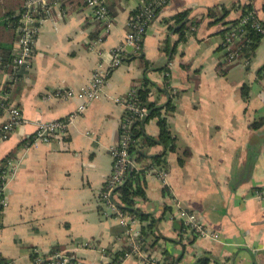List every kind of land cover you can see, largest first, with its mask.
Instances as JSON below:
<instances>
[{"label": "crops", "instance_id": "1", "mask_svg": "<svg viewBox=\"0 0 264 264\" xmlns=\"http://www.w3.org/2000/svg\"><path fill=\"white\" fill-rule=\"evenodd\" d=\"M106 1L111 14L107 31L83 0L51 2L50 15L39 17L32 62L16 85L19 91L11 94L24 122L0 139V167L6 171L1 189L8 200L0 217V260L35 264L36 250L48 257L61 248L67 254L77 250L84 264H111L112 254L127 246L124 228L101 204L125 114L115 98L136 93L147 76L154 86L149 100L165 104L167 95L159 90L165 88L169 69L175 93L169 124L177 147L166 155L168 184L146 174V199L136 201L140 210L160 219L156 232L166 240L158 254L162 257L165 249L176 264H197L206 256L210 264H264V39L249 67L244 60L229 62L224 25L205 17L210 8L220 7L229 11L226 21L237 20L251 5L264 23V0H171L155 15L139 55L125 56L111 72L104 96L89 102L61 143L27 142L41 123L65 119L84 102L55 94L91 86L100 53L107 59L122 44L133 12L148 0ZM185 10L201 24L168 56L165 42L174 45L179 39L170 29L171 19ZM140 55L153 64L147 75ZM238 62H244V69L234 72ZM10 81L0 70V95ZM7 120L8 113L0 109V127ZM262 121L261 127H252ZM144 129L158 138L157 119ZM187 150L190 155L181 163ZM162 151L160 145L146 148L144 163ZM181 209L195 213L219 239L198 235L190 242L192 236L181 230V223L186 225ZM85 243L91 247L80 248ZM121 264L142 262L133 257Z\"/></svg>", "mask_w": 264, "mask_h": 264}, {"label": "built area", "instance_id": "2", "mask_svg": "<svg viewBox=\"0 0 264 264\" xmlns=\"http://www.w3.org/2000/svg\"><path fill=\"white\" fill-rule=\"evenodd\" d=\"M58 0H28L26 3L27 12L22 18V26L20 27L21 37L19 40L20 51L15 59L16 68L29 67L34 55V46L36 38L38 36V20L39 17H46L50 15L51 2L57 3ZM84 3L93 12V19L96 22L103 25L105 31L111 26V18L106 0H83ZM171 0H151L147 4H143L128 21V31L122 44L111 54L107 59L105 54L100 53L102 62L94 73L91 86L88 89L82 88L79 92L74 93L72 90L56 92L55 96L62 98H69L77 96L84 100L79 105L78 109L70 114L65 119H59L55 121L41 123L37 128L34 136H32V144L37 145L39 143H50L57 140L59 143L65 138L70 125L78 118L80 114L86 111L89 102L99 100L104 96V90L108 83L111 72L122 65L125 56H136L142 50L143 38L150 27L151 22L155 17V10L162 8V6L168 4ZM251 23V27L260 34L264 35V23L259 20L253 13H250L241 18L240 26H245ZM234 34L228 35L226 41H224L223 50L225 59L230 62H235L239 59V51L237 50V42L240 39L236 36L233 40ZM99 42L102 39L98 40ZM14 77H11L13 82ZM14 83V82H13ZM11 98V93L4 91L0 95V109H5L8 113V120L0 127V139H7L9 136L24 122V117L21 110L8 103ZM117 103L124 106L125 114L120 126V140L118 145L112 148V157L114 160L113 171L111 176L106 181L101 192V204L104 209L111 212L113 216L118 220L120 225L125 230V237L127 240V246L131 248V252L126 253L124 260L128 258H136L142 262V264H163L162 257L159 256L158 250L144 251L141 248L140 236L141 227H135L134 220L127 213L122 212L119 208V200L117 194H114L115 189L120 186L125 179L127 170L129 167H136L137 164L133 162L128 153V145L131 141L130 128L133 122L138 118H144L148 114L147 108L141 106L137 102L135 91H131L125 98H115ZM150 174L157 175L164 184H168V172L165 169L153 167L150 169ZM0 177L4 179L6 177V171L0 167ZM260 194V193H259ZM0 217L4 210L8 207V200L3 194V187L0 192ZM180 216L186 222V226L190 231H195L199 236L210 237L213 239H219L218 234L209 232L202 224L197 215L191 211L184 209L180 210ZM89 248L90 244L85 243L80 248ZM77 250H71V256L66 252H61L56 255L43 257L39 251L36 250L35 264H73L71 260H75L76 264H84L80 261L76 253Z\"/></svg>", "mask_w": 264, "mask_h": 264}, {"label": "trees", "instance_id": "3", "mask_svg": "<svg viewBox=\"0 0 264 264\" xmlns=\"http://www.w3.org/2000/svg\"><path fill=\"white\" fill-rule=\"evenodd\" d=\"M28 0H0V70L6 72L11 77H14L13 82L10 81L5 87V91L8 93L18 92L19 82L22 79V72L25 67L16 68L15 70V59L18 56V50L16 49V44L19 42L21 37L20 27L22 26V18L24 14L27 12L26 3ZM151 0L145 2V4L149 3ZM168 5V4H166ZM166 5L162 6L165 7ZM109 10V8H108ZM138 10V9H137ZM136 11L133 12L132 16L136 14ZM161 10V7L155 10V15ZM250 13L254 14L252 6L244 8L242 16L237 20L226 21V17L229 14V11L220 8L213 7L210 8L207 15L212 20V23H222L225 27L223 32H225L224 41L228 35L233 36V40H235L236 36H239V40L237 42V50L239 51V59L240 61L244 60L249 67V64L254 57V54L259 47L261 41L264 39V35L257 32L255 29L251 27V23H248L245 26H240L241 18ZM189 10L182 11L181 13L176 14L172 17L171 20L174 21V24L170 26V29L175 34L179 35L178 41L172 45L170 40L165 42V46L163 47L164 52L169 55H174L177 51L178 44L180 42L186 41L189 34H194L196 28L201 24L199 21H193L189 19ZM110 18L111 14L109 12ZM255 16V15H254ZM203 17V19L205 18ZM101 29H98L93 37H98ZM224 47V45H223ZM141 61L142 68L144 70V74L147 75L153 68V64L146 60L143 55L139 56ZM230 62V61H229ZM166 76V85L163 91L167 95V102L163 105H158L155 102H151L149 100V95L154 86L151 85L147 76H144L142 81V86L136 88V98L137 102L147 108L148 114L144 118L136 119L131 128H130V136L131 141L128 145V153L130 159L138 164L136 167H129L124 179V182L118 186L114 194H117L119 200V208L122 212L127 213L131 216L132 219L138 220L141 223V236L139 238L141 243V248L144 251H154L162 248V241L166 240L164 237H161L157 234V225L160 219H157L152 214L144 213L140 210L137 205V199H146V190L144 185V180L146 174L150 172V169L153 167H158L162 169H167V160L166 155L169 152L176 151V138L172 135L169 118L175 111L173 106V97L175 93L171 88L170 83V71L169 69H165ZM262 73H264V67L262 68ZM14 85V86H13ZM14 87V88H13ZM244 93V97L247 99L249 95V90L247 86H244L242 89ZM13 95V94H12ZM8 103H11V98ZM153 119H157V124L159 127V136L158 138H154L148 134H146L144 125ZM263 125V121L260 123H255L252 127L259 128ZM31 142V138L27 140V142ZM155 145H160L163 147V151L161 154L152 157L149 164H145L147 161V156L145 154V150L148 147H152ZM190 152L187 150L182 158H180V162L183 163L184 159L189 157ZM7 160V159H6ZM2 186V179L0 178V192ZM1 199V195H0ZM181 230L184 232H188L192 237V242L197 238L198 234L195 231H190L189 228L183 223H181ZM131 248L126 246L123 250L118 251L112 254V262L111 264H121L125 258L126 253L131 252ZM161 251V250H160ZM63 252L61 248L52 251L51 255H56ZM71 256V254H67ZM162 262L163 264H176V261L172 259L168 252L165 249H162ZM35 258V256L33 257ZM211 259L206 256L199 260L197 264H210ZM8 261L0 260V264H7ZM71 263L76 264L75 260H71Z\"/></svg>", "mask_w": 264, "mask_h": 264}, {"label": "rangeland", "instance_id": "4", "mask_svg": "<svg viewBox=\"0 0 264 264\" xmlns=\"http://www.w3.org/2000/svg\"><path fill=\"white\" fill-rule=\"evenodd\" d=\"M243 63L244 62H238L237 64H235L232 69H234L236 67L239 68V69H234V72H236V70H240V68H243L244 69Z\"/></svg>", "mask_w": 264, "mask_h": 264}]
</instances>
